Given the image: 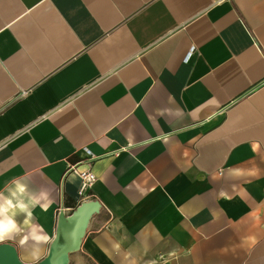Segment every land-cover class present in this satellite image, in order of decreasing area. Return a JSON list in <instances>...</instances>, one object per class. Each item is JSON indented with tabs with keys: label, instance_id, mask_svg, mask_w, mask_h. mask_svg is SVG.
Wrapping results in <instances>:
<instances>
[{
	"label": "crops",
	"instance_id": "crops-1",
	"mask_svg": "<svg viewBox=\"0 0 264 264\" xmlns=\"http://www.w3.org/2000/svg\"><path fill=\"white\" fill-rule=\"evenodd\" d=\"M90 199L77 264H264V0H0V242Z\"/></svg>",
	"mask_w": 264,
	"mask_h": 264
},
{
	"label": "water",
	"instance_id": "water-1",
	"mask_svg": "<svg viewBox=\"0 0 264 264\" xmlns=\"http://www.w3.org/2000/svg\"><path fill=\"white\" fill-rule=\"evenodd\" d=\"M99 200L90 199L79 204L72 213L61 210L57 233L43 260L26 263L18 248L11 242H0V264H71L72 255L80 251L93 216L101 212Z\"/></svg>",
	"mask_w": 264,
	"mask_h": 264
},
{
	"label": "clouds",
	"instance_id": "clouds-1",
	"mask_svg": "<svg viewBox=\"0 0 264 264\" xmlns=\"http://www.w3.org/2000/svg\"><path fill=\"white\" fill-rule=\"evenodd\" d=\"M17 190L19 192H23L25 190V185H17ZM43 195V194H42ZM9 204H11V202L9 201ZM22 210L27 212L26 208H23ZM31 213H28V216L30 217ZM19 231V229L17 228V226L12 222L9 221L8 223H3L0 222V241H3L6 237H8L11 233ZM25 240H22L21 243H24Z\"/></svg>",
	"mask_w": 264,
	"mask_h": 264
},
{
	"label": "built area",
	"instance_id": "built-area-1",
	"mask_svg": "<svg viewBox=\"0 0 264 264\" xmlns=\"http://www.w3.org/2000/svg\"><path fill=\"white\" fill-rule=\"evenodd\" d=\"M195 52V48L190 50L189 54L185 57V60L188 61L190 59V56L192 53ZM89 156H92V151L88 149L87 151ZM80 177L82 178V189H90V187L93 185V183L97 180L95 177V174L91 171V169L84 171L81 173Z\"/></svg>",
	"mask_w": 264,
	"mask_h": 264
},
{
	"label": "bare ground",
	"instance_id": "bare-ground-1",
	"mask_svg": "<svg viewBox=\"0 0 264 264\" xmlns=\"http://www.w3.org/2000/svg\"><path fill=\"white\" fill-rule=\"evenodd\" d=\"M9 221H12L17 226V228L19 229V231L13 232L8 236V237L12 238L13 236L17 235L21 231V228H20V226H19V224L15 218V214L13 211H11V213H9V214L4 215V217H2L0 219V222H3V223H8Z\"/></svg>",
	"mask_w": 264,
	"mask_h": 264
},
{
	"label": "rangeland",
	"instance_id": "rangeland-1",
	"mask_svg": "<svg viewBox=\"0 0 264 264\" xmlns=\"http://www.w3.org/2000/svg\"><path fill=\"white\" fill-rule=\"evenodd\" d=\"M72 262H71V264H77V262H78V252H76L75 254H73L72 255Z\"/></svg>",
	"mask_w": 264,
	"mask_h": 264
}]
</instances>
